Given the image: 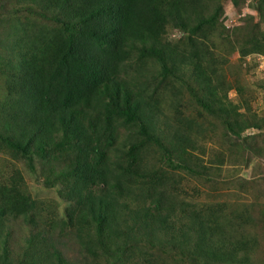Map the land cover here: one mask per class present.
I'll use <instances>...</instances> for the list:
<instances>
[{
	"label": "trees",
	"instance_id": "16d2710c",
	"mask_svg": "<svg viewBox=\"0 0 264 264\" xmlns=\"http://www.w3.org/2000/svg\"><path fill=\"white\" fill-rule=\"evenodd\" d=\"M26 1L58 24L50 38L29 17L17 15L2 33L0 49L7 58L0 65L12 73L5 87L9 97L0 98V153L28 162L35 155L46 159L60 153L69 167L68 188L60 194L72 205L62 219L43 228L37 202L22 189V175L16 170L0 181V264H68L59 237L72 233L75 245L94 259L97 249L111 252L108 264H157L159 256L151 257L144 246L170 254V264H253L257 240L234 229L247 216L220 202L179 200L177 188L168 187L165 175L143 160V154L163 153L170 162L194 145L181 132L177 100L175 124L169 126L165 114L160 119L159 97L156 101L154 91L147 94L146 75L139 70L149 59L156 63L149 80L156 88L157 77L172 83L188 79L194 84L189 90L209 116L230 121L228 128L234 126L237 134L246 123H239V113L226 100L230 86L219 77L217 56L198 36L205 27L215 28L218 9H209L220 0ZM257 11L264 20L263 7ZM165 19L187 36L184 48L169 46ZM258 35L264 39L256 26L245 34L248 48L243 45L242 55L244 49L264 47ZM138 46L148 48L140 54ZM133 62L138 63L130 74L134 87L124 75ZM120 125L140 138L111 154L116 141L111 134ZM188 129L196 134L200 126ZM183 167L196 178L203 173L205 181L213 175L209 166L202 173ZM17 219L27 222L30 232L15 254L9 226ZM94 259L80 263L97 264ZM163 264H169L167 259Z\"/></svg>",
	"mask_w": 264,
	"mask_h": 264
},
{
	"label": "rangeland",
	"instance_id": "374dc122",
	"mask_svg": "<svg viewBox=\"0 0 264 264\" xmlns=\"http://www.w3.org/2000/svg\"><path fill=\"white\" fill-rule=\"evenodd\" d=\"M258 7L264 9V0H220L209 9L210 13L218 9L215 28L205 27L198 33L199 40L210 47L217 56L219 77L223 79L226 87L230 86L226 93V100L239 113L237 117L239 123L246 122L238 134L234 126L228 128L227 122L230 121L226 120L222 123L203 111L189 90L194 86L190 80L184 79L172 83L169 77L166 80L157 77L158 88H156L157 85L149 81L155 76L156 70L151 68L156 67V63L149 59L147 64L139 67V70L142 69L141 72L146 75L144 78L147 79V94L153 95L154 91V100L157 101V96L159 97L160 119L162 120L164 114L167 115L170 119L169 126L180 119L181 132L194 142L192 147L188 146L185 149L187 154L176 156L170 162L163 153H158L154 157L143 154L144 162H150L152 168H156L159 173L165 175L168 187L174 185L177 188L176 196L179 200L199 205L220 202L228 206L227 210L241 211L247 216L244 223L241 226L235 224L234 229L257 240V248L253 251L251 260L253 264H264V47L254 52H247L244 49L246 53L241 54L243 45L247 47L245 34L254 26L258 32L264 33V20L257 11ZM17 15L29 17L30 24L37 29L42 27L43 32L50 38L53 36L51 32L58 24L55 17H43L37 12L35 5H31L26 0L15 2L0 0L1 40L2 33L8 27L7 24ZM164 27L169 46L184 48L187 36L184 33L180 34L181 32L168 24L166 19ZM257 39L260 43L258 45L264 44L261 36L258 35ZM145 48L148 47L138 46L136 52L141 54ZM6 58V53L0 49V61L4 65H6ZM128 65L130 67L124 68V75H127V79L134 87L136 82L134 76L130 74L138 63L133 62ZM11 73L7 67L4 69L0 65L1 99L9 97L5 87ZM133 89L131 88L130 91L134 92ZM106 98L108 103L112 98L111 94L108 93ZM176 100L178 101L177 110L180 112V118L177 119H175L177 114L173 108ZM190 126L192 129L200 126L199 132L195 134L188 129ZM160 128H165V122L161 123ZM115 134H111V137H116L109 151L111 154L115 149H121L122 146L129 142H136L140 138L134 129L125 125L118 126ZM59 155L60 153L53 152L45 157L46 159L35 155L28 162L15 161L5 153H0V181L7 180L16 170L22 175L24 179L22 189L37 202V211L41 214L40 222L43 228L52 219H62L66 209L72 205V199L60 194L68 188L65 177L68 176L69 167L63 163ZM183 166L188 169L197 167L196 171L198 170L199 173L209 166L208 169L211 168L213 175H209L210 181H205L202 177L203 173L199 178L193 174L187 175L188 171L184 170ZM27 225V222L17 219L9 226L10 234H12L9 238L11 239L10 248L15 254H18V251L16 252V249H19L18 242L30 232ZM59 238H64L65 244L62 251L68 264L72 261L81 264L80 262L84 259L87 261L94 259V256L86 250H80L78 244L75 245L72 239L76 238L74 233L70 236L62 235ZM91 238L96 240L98 236L92 235ZM143 248L151 257L159 256L157 264H163L166 259L169 264L172 263L170 254H161L156 248H149V246ZM100 250L97 249L99 258H95V262L110 263L113 254H110L111 252L106 254L102 249Z\"/></svg>",
	"mask_w": 264,
	"mask_h": 264
}]
</instances>
